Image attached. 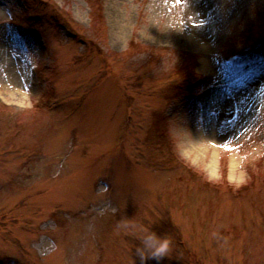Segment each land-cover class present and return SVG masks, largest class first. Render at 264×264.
<instances>
[{
  "label": "rangeland",
  "instance_id": "obj_1",
  "mask_svg": "<svg viewBox=\"0 0 264 264\" xmlns=\"http://www.w3.org/2000/svg\"><path fill=\"white\" fill-rule=\"evenodd\" d=\"M196 2L0 0V264H264V0Z\"/></svg>",
  "mask_w": 264,
  "mask_h": 264
},
{
  "label": "clouds",
  "instance_id": "obj_2",
  "mask_svg": "<svg viewBox=\"0 0 264 264\" xmlns=\"http://www.w3.org/2000/svg\"><path fill=\"white\" fill-rule=\"evenodd\" d=\"M143 232V248L140 249L142 256L146 257L150 254L152 257L161 258L165 256L170 247V240L167 237H162L155 232H150L144 227Z\"/></svg>",
  "mask_w": 264,
  "mask_h": 264
},
{
  "label": "bare ground",
  "instance_id": "obj_3",
  "mask_svg": "<svg viewBox=\"0 0 264 264\" xmlns=\"http://www.w3.org/2000/svg\"><path fill=\"white\" fill-rule=\"evenodd\" d=\"M196 1H197L196 2V7H198V6L200 7V4H199L200 0H196ZM195 40H196V38H195ZM197 41H198L197 43L199 45L198 47L200 49H202L203 53H204L206 51V49H205V45H204L202 39H197ZM203 65H204V67H207V65H208L206 63L205 59L203 60ZM13 75H14L15 82H17V78H16L15 74H13ZM16 95H19V94L16 93ZM16 99H19V101H22V97L20 95L16 96ZM204 99H205V101H208L209 103H211V104L213 103V105L218 106L219 104H221V102L223 101L224 97L222 96V94L220 92L209 91V92H207V95L204 96ZM220 107H221V105H220Z\"/></svg>",
  "mask_w": 264,
  "mask_h": 264
}]
</instances>
